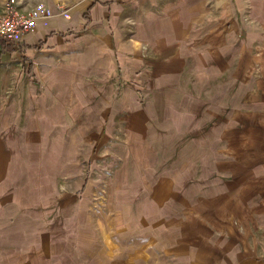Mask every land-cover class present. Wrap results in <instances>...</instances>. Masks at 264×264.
<instances>
[{
  "label": "crops",
  "instance_id": "0c3cea01",
  "mask_svg": "<svg viewBox=\"0 0 264 264\" xmlns=\"http://www.w3.org/2000/svg\"><path fill=\"white\" fill-rule=\"evenodd\" d=\"M4 3L0 9L14 4L29 13L34 7L30 3L26 6L30 11L21 9V0ZM40 3L50 15L22 37L19 47L0 45V93L14 81L15 93L7 108L12 104L16 111L20 107L16 102L24 103L19 109H29L31 104L53 98L55 88L109 95L111 102L118 94L113 109L127 133L142 141L133 149L144 146L143 159H151L157 175L156 182H148L149 187L159 191L158 196L150 193L152 201L138 202L131 193L132 184L127 194L116 197L122 207L117 209L116 235L122 243L134 239L127 249H138L141 243L148 246L144 239L155 238L158 248L166 250L167 239L177 240L180 222L193 199L198 195L214 198L208 188L214 190L211 184L216 173H222L224 181L226 175L230 181L232 174L238 175L239 201L233 204L264 205V0H41L37 5ZM3 100L0 94V102ZM5 109L0 103V110ZM25 123L0 115V127L13 125L5 132L14 136L6 139L0 128V190L13 188L10 182L15 179L11 175L16 158L23 155L16 144ZM135 126L142 127L140 134ZM172 141L175 143L168 144ZM151 143L156 144L152 147ZM209 177L213 178L211 184L200 181ZM139 185L145 190L147 182ZM152 205L159 208L151 209ZM244 219L249 224L243 226L245 236H239L242 248L234 247L229 238L223 240L220 264H264V241L254 235V246L248 242L251 233L264 231V209H255ZM48 231L50 241L40 252L53 258L66 243L63 238L70 236ZM225 231L237 232L229 223ZM78 239L81 252L92 245L87 236ZM168 248L175 253L188 250L174 245ZM16 252L7 236L0 234V264H22L26 254L34 253L28 249L20 258ZM87 264L125 263L122 258H103Z\"/></svg>",
  "mask_w": 264,
  "mask_h": 264
},
{
  "label": "rangeland",
  "instance_id": "374dc122",
  "mask_svg": "<svg viewBox=\"0 0 264 264\" xmlns=\"http://www.w3.org/2000/svg\"><path fill=\"white\" fill-rule=\"evenodd\" d=\"M11 1L0 0V3ZM40 1L21 0V9L30 11L42 4L37 5ZM30 3L34 7L28 10L26 6ZM13 86L14 81L10 80L0 93L4 97L0 103L6 107L0 110V115L8 121L13 122L16 117V121L26 123L20 126L23 129L22 141L16 144L18 153L23 150V155L16 158L18 163L11 175L15 179L10 182L13 188L0 190V234L7 236L11 250L17 251L20 258L24 251H34L20 260L22 264H43L49 259V264H87L103 258L106 261L122 258L125 264H220L224 256L220 245L223 240L229 238L234 247L242 248L239 236H245L242 233L246 223L244 215H251L255 209H264V205L233 204L239 201L238 175L232 174V181L230 175H226L224 181V175L216 173L213 184L210 177L200 180L210 182L214 190L208 188V194L214 193V198L198 195L196 202L193 199V206L189 209L183 207L188 212L180 222L181 232L175 242L167 239L166 250L162 246L158 248V243L153 242L155 238L144 239L148 246L141 243L138 249H127L134 244L131 241L134 239L122 243L116 235V220L120 219L117 209L122 208L116 197L123 192L127 194V188L132 184L135 189L131 193L135 194L138 202L141 199L152 201L150 193L158 196L159 191L149 187L148 182H156L157 175L152 170L151 159H143L144 146L140 150L133 149L142 141L127 133L124 121L120 115L117 118L113 109V100L118 94L111 102L109 95L74 93L68 88L63 92L61 87L55 88L53 98L31 104L29 109H19L24 108L22 101L14 102L20 106L16 111L12 104L7 108L15 93ZM5 95L9 99H5ZM12 126L0 127L4 128V137L8 140L14 137L8 133ZM135 131L140 134L142 127L135 126ZM151 144L154 147L156 143ZM146 171H151V174H146ZM144 180L147 182L145 190L139 187V182ZM8 184L6 187H10ZM255 196L259 197L258 193ZM157 198L154 197L155 200ZM174 204L177 206L178 201ZM155 207L159 208L152 205L151 209ZM126 208V204L123 205V209ZM228 223L237 230V234L226 233ZM48 229L56 230L58 236L61 232L70 236L63 238L66 243L53 258H48L46 252H40L50 241ZM261 234L264 231L250 234L248 242L251 247L255 237L264 241ZM81 236H87L92 243L82 248L85 252L80 251L78 244ZM170 245L188 250L175 253L169 250ZM183 255L188 257L187 260L182 258ZM258 255L261 256L260 253Z\"/></svg>",
  "mask_w": 264,
  "mask_h": 264
},
{
  "label": "built area",
  "instance_id": "2783aa9c",
  "mask_svg": "<svg viewBox=\"0 0 264 264\" xmlns=\"http://www.w3.org/2000/svg\"><path fill=\"white\" fill-rule=\"evenodd\" d=\"M49 15L44 4L38 5L29 13L20 11L14 4L0 9V45L4 42L19 47L22 37L32 31L41 18Z\"/></svg>",
  "mask_w": 264,
  "mask_h": 264
}]
</instances>
